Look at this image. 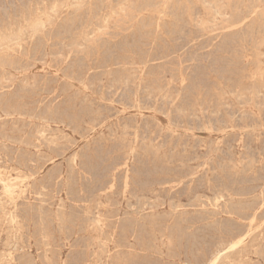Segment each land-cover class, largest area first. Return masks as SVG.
Returning a JSON list of instances; mask_svg holds the SVG:
<instances>
[{"label": "rangeland", "instance_id": "1", "mask_svg": "<svg viewBox=\"0 0 264 264\" xmlns=\"http://www.w3.org/2000/svg\"><path fill=\"white\" fill-rule=\"evenodd\" d=\"M263 40L264 0H0V264L204 263L264 192Z\"/></svg>", "mask_w": 264, "mask_h": 264}, {"label": "bare ground", "instance_id": "2", "mask_svg": "<svg viewBox=\"0 0 264 264\" xmlns=\"http://www.w3.org/2000/svg\"><path fill=\"white\" fill-rule=\"evenodd\" d=\"M167 2V1H166ZM124 4V3H123ZM165 4V3H164ZM163 4V5H164ZM256 5V4H255ZM127 7V6H126ZM166 7V6H165ZM113 8V7H112ZM263 8V7H262ZM111 9V8H110ZM161 9V8H160ZM163 9V8H162ZM135 10V9H134ZM143 10V9H142ZM164 10V9H163ZM162 10V11H163ZM220 10V9H219ZM224 11L226 10V9H223ZM229 10V9H228ZM262 10V9H261ZM111 11V10H110ZM117 11V10H116ZM120 11H122L121 9H120ZM119 11V12H120ZM124 11V10H123ZM161 11V10H160ZM218 11V10H217ZM222 11V10H221ZM220 11V12H221ZM164 12V11H163ZM219 12V13H220ZM255 12H256V10L255 11H253V13L255 14ZM263 12V11H262ZM117 13V12H116ZM113 14V13H112ZM124 14V13H123ZM152 14V13H151ZM259 14V13H258ZM262 14V13H261ZM18 15V14H17ZM133 15H135V14H133ZM159 15V14H158ZM253 15V14H252ZM57 16V15H56ZM114 16V15H113ZM160 16V15H159ZM257 16V15H256ZM110 17H112V16H110ZM109 17V18H110ZM247 17L248 16H245V17H243L242 19H240V20H238V24L239 25H241V24H243L244 25V23H245V21L247 20ZM11 18H12V16H11ZM158 20V19H157ZM235 22H236V20H235ZM49 23V22H48ZM108 23V22H107ZM225 23V22H224ZM23 24V23H22ZM55 24H56V22H55ZM230 24V23H229ZM234 24V23H233ZM237 25V24H236ZM227 26V25H226ZM234 27V26H233ZM241 27V26H240ZM37 28H38V26H37ZM55 28V27H54ZM225 28V27H224ZM231 28V27H230ZM229 28V29H230ZM16 31V30H15ZM48 31V30H47ZM5 32V31H4ZM45 32V31H44ZM46 33V32H45ZM48 33V32H47ZM6 34V33H5ZM35 34V33H34ZM95 35H96V33H95ZM25 36V35H24ZM49 36V35H48ZM23 37V36H22ZM40 37V36H39ZM100 37V36H99ZM21 39V38H20ZM40 39V38H39ZM47 39H48V37H47ZM51 40H52V38H50ZM80 39H81V37H80ZM83 39V38H82ZM87 40V39H86ZM16 41V40H15ZM14 41V42H15ZM85 41V40H84ZM97 41V40H96ZM264 41V40H263ZM19 42V41H18ZM53 42V41H52ZM76 42H77V39H76ZM87 42V41H86ZM94 42V41H93ZM92 42V43H93ZM16 43V42H15ZM77 44V43H76ZM36 45V44H35ZM77 45H80V44H77ZM84 45V44H83ZM37 46V45H36ZM40 46V45H39ZM44 46V45H43ZM4 47V46H3ZM32 48H34V47H32ZM4 49V48H3ZM36 49V48H35ZM42 49V48H41ZM22 51H24V49L22 50ZM49 51V50H48ZM44 52V51H43ZM19 53H21V52H19ZM47 54V53H46ZM1 55V54H0ZM23 55V54H22ZM12 56V55H11ZM36 56V55H35ZM4 57V56H3ZM2 57V58H3ZM7 57V56H6ZM6 57H4V60H7V59H5ZM27 57H28V55H27ZM2 58H0V59H2ZM14 59V58H13ZM12 60V59H11ZM24 60V59H23ZM8 61V60H7ZM27 61H29V60H27ZM21 62V61H20ZM6 63L4 62V65H5ZM10 64V63H9ZM127 65V64H126ZM7 66V65H6ZM3 67V66H2ZM7 67H9V66H7ZM261 67V66H260ZM259 67V68H260ZM8 69V68H7ZM130 69V68H129ZM257 69V68H256ZM255 69V70H256ZM22 71V70H21ZM257 71V70H256ZM262 72H263V70H261ZM4 72V71H3ZM3 72H1V73H3ZM10 72V71H9ZM129 72V71H128ZM133 72V71H132ZM255 72V71H254ZM135 73V72H134ZM2 75V74H1ZM6 75V74H5ZM10 75V74H9ZM256 75H257V77H258V74L256 73ZM129 76V75H128ZM260 76V75H259ZM13 77H14V75H13ZM255 77V76H254ZM262 77H264V75L262 76ZM8 78V77H7ZM125 78V77H124ZM259 78V77H258ZM1 79V78H0ZM6 79V78H5ZM4 79V80H5ZM12 79V78H11ZM121 79V78H120ZM260 79V78H259ZM261 80V79H260ZM134 81H135V78H134ZM133 81V82H134ZM9 82V81H8ZM1 84V83H0ZM254 162V161H253ZM241 163V162H240ZM185 167V166H184ZM237 168V167H236ZM254 169V168H253ZM1 170V169H0ZM237 170V169H236ZM238 171V170H237ZM35 172V171H34ZM252 172V171H251ZM256 172H257V170H256ZM258 173V172H257ZM29 174V173H28ZM127 174V173H126ZM31 176V175H30ZM162 176V175H161ZM3 177V176H2ZM1 177V171H0V184H2L0 187H2V195H5L6 196V200H5V203H6V205H8L9 207H10V209H9V212H8V216H9V220L11 221V223L13 224V226L14 227H18V225H21L20 223H21V212H20V210H19V202H20V200L21 199H23L22 197H23V193L25 192V189H23V187H21L20 188V190H18V189H11V186L8 184V182H7V184L5 183V178L3 179ZM158 177H159V175H158ZM167 177V176H166ZM165 177V178H166ZM168 177H169V174H168ZM18 178L19 179H21V180H26V178H29V175H26V174H23V176L21 175V176H18ZM171 178V177H170ZM179 178V177H178ZM186 178V177H185ZM19 179H17V180H19ZM113 179V178H112ZM126 179V178H125ZM184 179V178H183ZM12 180V179H11ZM33 180V179H32ZM193 180V179H192ZM15 181H16V179H15ZM14 181V182H15ZM35 181V180H34ZM113 181V180H112ZM131 181V180H130ZM176 181V180H175ZM169 182V181H168ZM260 182V181H259ZM31 183H33L32 181H31ZM126 183V182H125ZM261 184H264V174H263V178H262V180H261ZM209 185H210V183H209ZM260 185V184H259ZM28 188H30V187H28ZM111 188V187H110ZM192 188V187H191ZM105 189V188H104ZM141 190V189H140ZM143 190V189H142ZM190 190V189H189ZM262 190V189H261ZM29 190H27V192H28ZM123 192V191H122ZM152 192V191H151ZM113 193V192H112ZM0 194V195H1ZM252 194V193H251ZM260 194V193H259ZM26 195V194H25ZM102 195V194H101ZM106 195H108V193L106 194ZM124 195V194H123ZM261 196L259 197V198H257V197H255V198H253L252 200V202H250V204H252L250 207H246V206H243V207H241L239 210H236L235 211V216L237 215V217H238V220L240 221V223H239V226H231L230 228L229 227H227L226 229H222V232L225 230V231H227V234H226V236L220 241V243H221V245H220V247H217L215 250H213L207 257H206V261L204 262V263H200V264H220V263H223V264H228L227 262L225 263V262H223L225 259H227V258H229L230 257V255L231 254H233V253H235V252H237V251H242V249L246 246V244H247V242L250 240H252V241H254V242H256V245H254L255 247H257V244L258 245H261L262 243V241H263V235H264V192L262 191V194H260ZM114 196V195H113ZM255 196V195H254ZM259 196V195H258ZM103 198V197H102ZM101 198V199H102ZM215 201L217 202V203H219V202H221L222 200H224V201H226V196H225V194H218V195H216L215 196ZM233 199V198H232ZM239 200V199H238ZM198 201V200H197ZM209 201H211V200H209ZM96 202V201H95ZM233 202V201H232ZM25 203V202H24ZM27 203V202H26ZM131 203V202H130ZM202 203V202H201ZM204 203V202H203ZM228 203V202H227ZM1 197H0V206H1ZM22 204V203H21ZM29 204V203H28ZM192 204H194V203H192ZM211 204H212V202H211ZM210 204V205H211ZM237 204V203H236ZM24 205V204H23ZM81 205V204H80ZM105 205V204H104ZM214 205H216L217 206V204H214ZM77 206V205H76ZM198 206V205H197ZM203 206H206V205H203ZM213 206V205H212ZM221 206V205H220ZM3 207V206H2ZM19 207V208H18ZM93 207V206H92ZM200 207H202V206H200ZM225 207H226V205H225ZM1 208V207H0ZM100 208H101V206H100ZM109 208H112V206H110ZM108 208V209H109ZM114 208V207H113ZM137 208V207H136ZM135 208V209H136ZM206 208V207H205ZM209 208V207H208ZM228 208V207H227ZM31 209V208H30ZM86 209H88V208H86ZM90 209V208H89ZM121 209V208H120ZM134 209V210H135ZM222 209V208H221ZM1 210V209H0ZM67 210V209H66ZM134 210H132V211H134ZM214 210V209H213ZM1 211H3V209L1 210ZM103 211V210H102ZM109 211H110V209H109ZM175 211V210H174ZM184 211V210H183ZM220 211H222V210H220ZM96 212V211H95ZM219 212V211H218ZM225 212V211H224ZM5 213V212H4ZM87 213H88V211H87ZM102 213V212H101ZM137 213V212H136ZM156 213V212H155ZM96 214V213H95ZM105 214V213H104ZM133 214V213H132ZM216 214V213H215ZM220 214H221V212H220ZM230 214V213H229ZM232 214V213H231ZM106 215V214H105ZM139 215V214H138ZM217 215V214H216ZM96 216V215H95ZM134 216V215H133ZM211 216V215H210ZM105 217V216H104ZM130 217V216H129ZM214 217V216H213ZM7 218V217H6ZM106 218V217H105ZM108 218V217H107ZM114 218V217H113ZM112 218V219H113ZM119 218H121V216L119 217ZM109 219V218H108ZM116 220H117V218H115ZM135 220H136V218H134ZM102 221V219H101V216H99L98 218H97V223H99V222H101ZM139 221V220H138ZM238 221V222H239ZM95 223V222H94ZM102 223V222H101ZM112 223V222H111ZM12 224H10L11 225V227H12ZM24 224V223H23ZM89 224V223H88ZM103 224V223H102ZM112 224H114V223H112ZM111 224V225H112ZM122 224V223H121ZM127 224V223H126ZM95 225H96V223H95ZM101 225V224H100ZM103 226V225H102ZM106 226V225H105ZM113 226V225H112ZM91 227V226H90ZM97 227H98V225H97ZM109 227H110V225H109ZM117 227H119V226H117ZM127 227V226H126ZM93 229H94V227H93ZM102 229V228H101ZM129 229V228H128ZM18 230V229H17ZM119 230V229H118ZM221 230V229H220ZM95 231H96V229H95ZM98 231H99V228H98ZM109 231V230H108ZM111 231V230H110ZM113 231V230H112ZM137 231V230H136ZM166 231V230H165ZM165 231H164V234L166 235V233H165ZM17 232V231H16ZM105 232V231H104ZM138 232V231H137ZM20 233V232H19ZM95 233V232H94ZM103 232H101V234H102ZM17 234V233H16ZM110 234V233H109ZM112 234V233H111ZM110 234V235H111ZM118 234V233H117ZM163 234V233H162ZM90 235V234H89ZM222 235V234H221ZM103 236V235H102ZM113 236H114V234H113ZM128 236V235H127ZM135 236V235H134ZM98 237V236H97ZM100 237V236H99ZM116 237V236H115ZM133 237V236H132ZM174 237V236H173ZM172 239V238H171ZM106 240V239H105ZM114 240V239H113ZM107 241V240H106ZM110 241V240H109ZM116 241V240H115ZM128 241V240H127ZM135 241V240H134ZM164 241V240H163ZM163 241H162V243H163ZM170 241H172V240H170ZM165 242V241H164ZM110 243H111V241H110ZM142 243V242H141ZM252 243V242H251ZM264 243V242H263ZM100 244V243H99ZM106 244V243H105ZM108 244V243H107ZM168 244H169V242H168ZM171 244V243H170ZM89 245H90V243H89ZM94 245V244H93ZM142 245V244H141ZM141 245H140V247H141ZM250 245V244H249ZM95 246V245H94ZM100 246V245H99ZM99 246H98V248H99ZM218 246H219V243H218ZM253 246V245H252ZM262 246V245H261ZM92 247V246H91ZM119 247L120 246H118V249H119ZM100 248H101V246H100ZM123 248V247H122ZM127 248H128V246H127ZM248 248H250L249 246H248ZM114 249H115V247H114ZM158 249H159V247H158ZM245 249H246V247H245ZM244 249V250H245ZM255 248H253V250H254ZM96 250V249H95ZM102 250V249H101ZM136 250V249H135ZM160 250H161V248H160ZM250 250V249H249ZM258 250V249H257ZM256 249L254 250V252L256 253V254H258V252H256L257 251ZM127 251H129V250H127ZM109 252V251H108ZM247 252V251H246ZM94 253V252H93ZM240 253V252H239ZM244 253V252H243ZM253 253V252H252ZM120 254V253H119ZM254 254V253H253ZM93 255V254H92ZM234 255V254H233ZM236 255V254H235ZM205 256H206V254H205ZM241 257H242V259L241 258H238V259H241V260H239L238 262H237V264H249V263H252L250 260H252V258H251V256L249 255L248 256V254L246 253L245 255L244 254H242V255H240ZM87 258V257H86ZM101 259V258H100ZM83 260V259H82ZM231 260V259H230ZM229 260V261H230ZM84 261V260H83ZM92 261V260H91ZM236 262V261H235ZM6 263H7V261H6ZM96 264V263H95ZM195 264V263H194Z\"/></svg>", "mask_w": 264, "mask_h": 264}]
</instances>
